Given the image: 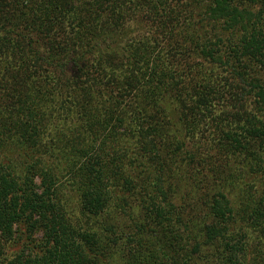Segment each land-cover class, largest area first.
Segmentation results:
<instances>
[{"label": "trees", "instance_id": "16d2710c", "mask_svg": "<svg viewBox=\"0 0 264 264\" xmlns=\"http://www.w3.org/2000/svg\"><path fill=\"white\" fill-rule=\"evenodd\" d=\"M228 42L234 54L230 59L236 61L223 63L214 48ZM214 62L230 66L233 78L220 75ZM219 103L241 112L235 117L246 125L247 137H237L234 123L222 118L223 110L214 113ZM111 122L124 129L126 142L118 140L120 157L132 149L149 154L158 160L154 173L136 156L126 158L124 167L119 156L104 164L79 155L81 144L86 151L106 147L105 141L98 143L95 137L93 142L85 135L87 130L100 133ZM210 123L221 130L223 140L194 141L188 151V140L202 138ZM51 129L75 134L72 157L84 159L79 169L84 180L78 189L81 213L98 218L122 212L109 203L120 192L110 183L124 180L128 188L121 194L133 198L140 210V222L127 213L134 233L124 235L110 225L105 231L113 237L103 238L78 230L69 220L60 205L62 195L57 196V175L44 162L55 150L44 143ZM263 134L264 0H0V250L20 225L45 236L42 254L18 255L0 264H106L122 253L127 264H214L218 257L208 253L214 248L221 264H244L249 235L231 229L236 213L223 194L203 203L206 210L195 220L202 209L186 203L198 213L185 223L186 204L172 222L170 205L163 208L158 200H169L166 159L184 148L191 160L202 155L199 167L208 178L217 172L209 168L217 160L230 164L246 152L261 169L264 142L255 144ZM209 150L215 151L212 164ZM133 162L134 171L147 180L139 195L128 182ZM152 191L156 199H149ZM237 214L261 229L264 198L243 204Z\"/></svg>", "mask_w": 264, "mask_h": 264}, {"label": "rangeland", "instance_id": "374dc122", "mask_svg": "<svg viewBox=\"0 0 264 264\" xmlns=\"http://www.w3.org/2000/svg\"><path fill=\"white\" fill-rule=\"evenodd\" d=\"M215 33L216 30H213L210 35L213 36ZM226 41H229V39L226 38ZM101 45H104V43H101ZM214 50L218 55L222 56L221 62H225L227 60L236 61L235 58L230 59L234 54H231L232 50L229 47V42L227 45L220 44L216 46ZM214 63L215 65H213V67L220 75L227 79L233 78L230 71V66H225V64H216V62ZM219 110L224 111V116H222L223 119L228 120L229 123H234V128L236 129L234 133L237 135V137H239V139L242 140L244 137H247L245 131L247 128L246 125L242 120L238 121V119L235 117L236 112H240L235 105L231 106L230 104H228L225 107L221 106V103H219L216 105V110L214 109V113L218 114L220 112ZM245 110L250 111V106L245 105ZM216 121L218 122L217 124L221 123L220 118H216ZM43 125L45 124L41 123V126ZM204 126L205 131H203L202 133V138L197 135V140L195 138H190L188 140L187 145L185 146L188 151L193 150V146L195 143L194 141H198L199 144L202 145L204 143V140L209 139L210 137H213L220 141L223 140L224 136L221 134V130H218V128H216L212 123L205 124ZM14 129L16 130V134H19V131L17 130L21 128L18 126L17 129ZM104 129L105 130H102L100 133H97L98 135L96 134V132L89 134L90 132L89 130H87L88 132L85 131L87 133L85 137L87 138V136H89L90 140L92 139L93 142H95L94 139L95 137H97V142L102 143V141H105L106 147H91L86 151V148H83V145L81 144L80 146L78 145V148L81 150L79 151V155H84L85 157L93 156L94 159H91V162L95 160V158H100L99 160H102L104 164L106 162L111 163L113 162V160L115 161L116 157L118 158L119 156L118 164L121 163V166L124 167L128 166L127 164H125L127 160L130 161L131 157L136 156L138 162L150 164V169L153 168L152 173H154V169L157 168L156 166L158 160H151V155L149 154H143L141 152L136 153L132 149V151L128 152V155L120 157V155H123V150L121 151L119 149L121 147L118 140L126 142V140H122L124 129L121 125L111 122L109 125H106ZM258 129H260V131H263V127L261 126H259ZM51 131V135L48 131H46L45 137L43 136L44 143L48 142L50 145L53 144V149L55 150H51V153H49L48 156H45V158L48 160L44 162L48 165H51L57 175V196L59 197L60 194L62 195V198L59 199L60 205L62 204L64 206L63 210L68 214V217H70L69 220L74 221L75 226L78 230L85 231L87 233H96L97 236L100 235L103 238L112 235L110 232L105 231V229L110 225H116L117 230L118 227H120L121 230H123L124 235L134 233V227L136 226L130 220V217L127 216V213L133 218H138L135 222H140L141 219L138 216L140 210L136 206V203H134L133 198H129L126 197V195L121 194L123 189L128 188L127 186H125L124 180H117L118 184H115L113 182L110 183V185H113V187L117 186L116 192L117 190H120V192H117L109 203L122 208V212L120 210H118L116 213L111 212V215H109L111 218L106 215L104 217L94 218L81 213L78 189L82 188L83 186L84 180L82 177V173L80 172V162L84 161V159L75 160L72 157L73 153L75 152L74 145H77L73 142L75 134L72 135L70 132L65 131L64 134L59 135L57 133H54L52 129ZM224 131H227V128H225ZM182 135L186 134L183 133ZM114 141L115 143H113V145L108 146V143ZM184 141H186V139H184ZM262 142H264V139L260 136L255 145L261 146ZM139 143H142V140H140ZM114 146H116V149L113 148ZM200 147L202 146H199V148ZM186 149H182V151L179 152L180 155L174 157L173 159H171V161H168L169 159L165 160L166 165H164L165 171H163V173L164 176H167V180L169 179L171 188L166 189L167 198L169 199L168 201L161 200L160 202V200H158V202L161 203V207L166 208L167 204L170 205L168 211L174 214L170 216H172V222H175V214L177 215L178 213H181V211H183L184 204L197 203L202 209L201 213L197 217L194 214V212L198 213L196 206L192 205L193 210H191V208H189L186 204V210L184 211L185 214L182 218L185 223L186 218H190L194 215L195 218H192V220L201 218L202 213L206 210L204 207L205 205L203 206V203H213L214 200L218 199L219 194H223L225 198L231 203L230 205L233 207V210L236 213V225H233L231 229L235 232L242 231L245 237L247 236V233L249 235L247 245L245 247L247 256L246 261L244 259V264H264V227H262L261 229L250 227L249 225L252 224L250 222H247L245 220V217H241V214H237L239 208H241L243 204L249 203L250 205H252L253 200L257 201L260 197H262V199L264 198V165L261 168L262 170L257 166H253L251 164V154L243 152L239 155V157L236 158L237 160H231L230 164L225 162L226 159L219 162H217V160L214 166L212 165V167H209H214L215 169L218 168L217 172H212L209 174L210 176L208 178H205L204 172H202L203 170L201 171L199 167L202 162V155H197L193 160H191ZM199 152L203 153V149H201ZM207 154L210 158L209 161H211L212 164V162L214 161L213 158L215 156V151L209 150ZM135 166L136 164L134 165L133 162L132 166L128 168L133 177L130 178L128 182H131L130 186L134 187L136 189V193H138V190L140 189L142 184L147 180H144L146 176L145 174H139V170L134 171ZM143 166L144 165H142V167ZM167 169H169V171ZM152 178V175H150L151 181ZM36 183H39L38 178L36 179ZM148 193L149 191L141 194L142 196H144L143 194ZM139 194L140 193H138V195ZM152 194L155 197H152ZM152 198L156 199V194L153 191L149 196V199ZM149 203H151L150 200ZM163 203H166V205ZM117 219L118 222H116ZM17 228L18 233L14 236V239L8 244H5L0 250V261L4 263L15 259L18 255H39L42 254V251H44L45 236L43 234V231L36 232L32 235L31 233L27 232L25 225H20ZM150 228H152V226H150ZM117 230H115L116 233ZM164 235L169 236V233H164ZM124 241H126L125 237ZM244 242L246 241L244 240ZM208 253L213 259L218 257V260H214V264H221V259L219 258L218 252L215 248L210 249ZM127 259V254L122 253L113 256L111 260L107 259L105 263L127 264ZM203 263L201 262V264Z\"/></svg>", "mask_w": 264, "mask_h": 264}]
</instances>
